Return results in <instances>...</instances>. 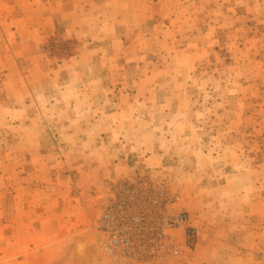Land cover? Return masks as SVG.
<instances>
[{
  "label": "rangeland",
  "instance_id": "obj_1",
  "mask_svg": "<svg viewBox=\"0 0 264 264\" xmlns=\"http://www.w3.org/2000/svg\"><path fill=\"white\" fill-rule=\"evenodd\" d=\"M81 243L264 264V0H0V264Z\"/></svg>",
  "mask_w": 264,
  "mask_h": 264
},
{
  "label": "bare ground",
  "instance_id": "obj_2",
  "mask_svg": "<svg viewBox=\"0 0 264 264\" xmlns=\"http://www.w3.org/2000/svg\"><path fill=\"white\" fill-rule=\"evenodd\" d=\"M93 244L81 243L77 245V251L79 252L81 258V264H96L95 249L92 247Z\"/></svg>",
  "mask_w": 264,
  "mask_h": 264
},
{
  "label": "built area",
  "instance_id": "obj_3",
  "mask_svg": "<svg viewBox=\"0 0 264 264\" xmlns=\"http://www.w3.org/2000/svg\"><path fill=\"white\" fill-rule=\"evenodd\" d=\"M169 226L172 227V228H176V227H179V226H183V227H187V224H188V218L184 215H176V216H173L171 218V220L169 221ZM116 244V242H115Z\"/></svg>",
  "mask_w": 264,
  "mask_h": 264
}]
</instances>
